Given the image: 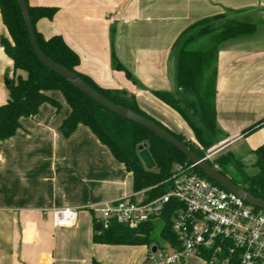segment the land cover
I'll return each instance as SVG.
<instances>
[{"label": "crops", "instance_id": "1", "mask_svg": "<svg viewBox=\"0 0 264 264\" xmlns=\"http://www.w3.org/2000/svg\"><path fill=\"white\" fill-rule=\"evenodd\" d=\"M27 3L56 9L52 19L38 20L35 30L44 40L62 38L80 59L77 73L104 90L134 97L145 114L184 136L192 135L185 121L154 94H182L175 83L180 35L203 19L252 26L248 34L223 42L214 60L220 130L216 145L227 150L243 140L249 156L264 144V126L242 135L264 118V0ZM7 36L0 15V43ZM14 78L13 62L0 44V106L8 99L5 80ZM47 95L58 107L42 104L34 117L19 120L11 138L0 140V264H144L147 246L94 242L95 226L100 224L87 211L79 212L73 227L54 225V209L85 207L134 193L132 175L88 128L78 126L63 135L61 125L70 108L61 92ZM195 258L176 264H190Z\"/></svg>", "mask_w": 264, "mask_h": 264}, {"label": "trees", "instance_id": "2", "mask_svg": "<svg viewBox=\"0 0 264 264\" xmlns=\"http://www.w3.org/2000/svg\"><path fill=\"white\" fill-rule=\"evenodd\" d=\"M25 1L36 43L48 59L74 73L111 103L150 120L198 157L203 158L202 151L185 141L181 134L172 132L145 114L134 97L123 91L104 90L85 76L77 73L76 68L80 59L64 43L62 38L55 36L44 40L35 30V23L40 19H52L56 9L30 7L27 0ZM0 15L9 36V40L3 39L0 44L5 54L13 62L15 75V78L9 81L10 84L7 86L8 99L4 105L0 106V140L11 138L20 127L19 120L23 117H34L42 104L48 103L58 107L47 93L59 91L70 108V115L61 125L64 136L70 135L78 126L88 128L132 175L133 193L145 190L148 200L166 194L169 191L167 180L170 177L172 165L175 163L190 165L191 162L172 145L148 129L104 109L90 97L67 83L62 77L40 64L31 48L27 30L15 0H0ZM209 20L203 19L194 23L180 35L176 43L175 83L178 89L194 98V100L186 102L191 118L180 108L179 98L167 93H154L158 99L178 112L191 130L195 142L204 149L216 144V136L220 132L215 119V71L212 82L204 87L201 86L204 65L207 64L210 57H216L220 44L246 35L253 29L252 26L235 24L231 21L219 30H210L205 26ZM201 41H205V44ZM117 68L122 70L120 66ZM19 72L23 73L24 76L20 75ZM125 73L129 77L128 73ZM262 126H264V118L246 128L242 135H249ZM141 144L147 145V150L155 164L152 170H146L138 157L137 147ZM250 154L256 159L253 167L259 170L258 174L253 177H248L244 173L242 158H236L230 152L220 155L213 160V163H207L211 167H216L217 171L233 184L244 189L252 197L264 202V165L261 161V157L264 158V144ZM227 166L235 168L239 180L230 176ZM195 170L199 175L221 188L198 168ZM177 207L175 202H171L161 215L162 227L159 238L163 243L179 249L171 229L173 209ZM154 228V224H144L137 228H128L115 222L109 223L106 227L100 224V228L94 232L93 240L96 243L106 245H142L152 248L154 241L150 235Z\"/></svg>", "mask_w": 264, "mask_h": 264}, {"label": "built area", "instance_id": "3", "mask_svg": "<svg viewBox=\"0 0 264 264\" xmlns=\"http://www.w3.org/2000/svg\"><path fill=\"white\" fill-rule=\"evenodd\" d=\"M213 155L209 151L202 159L208 162ZM195 168L192 163L173 164L169 191L155 199L148 200L144 190L114 201L54 209L53 223L59 228L73 227L79 212L87 211L104 227L115 222L137 228L160 221L167 205L175 202L178 207L173 209L171 229L179 249L164 243L167 250L160 249L157 264H176L188 256L206 264H264V210L214 185ZM153 254L149 262L155 260Z\"/></svg>", "mask_w": 264, "mask_h": 264}, {"label": "water", "instance_id": "4", "mask_svg": "<svg viewBox=\"0 0 264 264\" xmlns=\"http://www.w3.org/2000/svg\"><path fill=\"white\" fill-rule=\"evenodd\" d=\"M26 30L28 39L31 45V48L33 50L34 55L46 69L49 71L59 75L62 77L67 83H69L71 86L82 92L83 94L90 97L92 100H94L96 103H98L100 106H102L104 109L123 117L129 121L135 122L144 128L151 131L153 134L158 136L163 141L167 142L168 144L172 145L175 149H177L187 160H189L192 164H194L206 177H208L210 180L218 184L222 189L235 194L237 197H239L241 200H243L248 205L255 207L260 210H264V202L252 197L250 194H248L244 189L241 187L233 184L227 177L222 176L216 168L211 167L206 161H204L202 158L198 157L194 152H192L189 148L181 144L179 141H177L172 135H170L165 130L158 127L156 124L151 122L148 119H145L132 111L123 108L121 106L115 105L102 97L100 94H98L95 90H93L89 85H87L85 82H83L80 78H78L74 73L62 68L58 64L52 62L50 59H48L39 49L35 37L34 32L32 28V24L30 21V17L27 11L26 1L25 0H15ZM228 24V21H209L205 26L208 27L210 30H216L223 26ZM10 82L8 80H5V85L8 86ZM138 151V157L143 164L144 168L146 170H152L155 167V164L147 150L146 144H141L137 147ZM255 157L252 155H249L248 157H245L241 159V163L244 166V173L248 177H253L256 174H258L259 170L257 168H254L253 165L255 164ZM261 161L264 165V158L261 157ZM100 228V225H96L95 229L98 230ZM156 252V247L153 246L151 248V253Z\"/></svg>", "mask_w": 264, "mask_h": 264}, {"label": "rangeland", "instance_id": "5", "mask_svg": "<svg viewBox=\"0 0 264 264\" xmlns=\"http://www.w3.org/2000/svg\"><path fill=\"white\" fill-rule=\"evenodd\" d=\"M8 40H9V36H7ZM203 44H205L204 42L205 41H201ZM202 45V44H201ZM221 46V44H220ZM218 46V48L220 47ZM217 48V49H218ZM216 49V48H214ZM219 50V49H218ZM214 60H215V57L212 56L209 58V60L207 61V64L204 65V70H203V78H202V84L201 86H206V84L212 82V78H213V74H214ZM114 67L117 68V65L115 64L114 62ZM20 75L24 76L23 73H20ZM180 99V108L185 112L187 113V115L191 118V114H190V111H188L187 109V105H186V102H188L189 100H194V98L190 95V94H186L182 91V94L180 97H177ZM186 132L184 131V134ZM187 134V133H186ZM185 134V135H186ZM182 137L184 138L185 141L193 144L194 146H196L199 150L202 151L203 153V157L209 152H214V155L213 157L211 158L210 161H208L209 163H213V160L216 159L217 157H219L220 155L222 154H225V153H228L227 151H231L236 158H245V157H248L247 155V152H248V145L242 140V141H239V142H236L234 145L230 146L227 150H225V146L223 145H212L210 148L208 149H204V148H201L194 140L193 138V135L191 136H184L183 134H181ZM188 135V134H187ZM190 137V138H188ZM216 168V167H215ZM228 170H229V174L231 177L235 178L236 180H239V176L235 170V168H233L232 166H227L226 167ZM217 169V168H216ZM155 225V228L154 230L152 231L151 235H150V238L153 239L154 241V244L153 246H157L158 247V251L155 252L153 255H154V258L155 260L153 262H149L146 258L145 261H144V264H157L158 263V260H159V253H160V249L163 247L164 243L162 242V240L159 238V232L161 230V227H162V222L160 221H155L154 223ZM167 250V247H163V251L165 252ZM151 252V248H149V251L148 253L150 254ZM148 254V256H149ZM206 264L201 258L197 257L195 258V261L194 262H191L190 264Z\"/></svg>", "mask_w": 264, "mask_h": 264}, {"label": "flooded vegetation", "instance_id": "6", "mask_svg": "<svg viewBox=\"0 0 264 264\" xmlns=\"http://www.w3.org/2000/svg\"><path fill=\"white\" fill-rule=\"evenodd\" d=\"M251 155V154H250Z\"/></svg>", "mask_w": 264, "mask_h": 264}]
</instances>
